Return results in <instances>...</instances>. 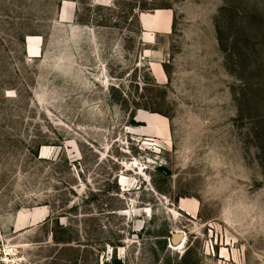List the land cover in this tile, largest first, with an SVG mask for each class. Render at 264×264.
Returning <instances> with one entry per match:
<instances>
[{
  "label": "rangeland",
  "instance_id": "rangeland-1",
  "mask_svg": "<svg viewBox=\"0 0 264 264\" xmlns=\"http://www.w3.org/2000/svg\"><path fill=\"white\" fill-rule=\"evenodd\" d=\"M260 134L264 0H0L3 264H264Z\"/></svg>",
  "mask_w": 264,
  "mask_h": 264
},
{
  "label": "trees",
  "instance_id": "trees-1",
  "mask_svg": "<svg viewBox=\"0 0 264 264\" xmlns=\"http://www.w3.org/2000/svg\"><path fill=\"white\" fill-rule=\"evenodd\" d=\"M220 44L222 45V47H223V42H221V40H220ZM238 46V43L237 42H235L234 43V48H236ZM241 50V49H240ZM239 49L237 50V51H240ZM241 54V56H244V53H240ZM259 134V133H258ZM261 135V134H260ZM262 137L264 136V134L263 135H261ZM80 204H78V206H79ZM78 206H76V204H75V202L73 203V207H72V209H75L76 207H78ZM78 216V215H77ZM80 216V215H79ZM82 219H84V218H86V215H82V217H81ZM81 222H82V220H80ZM75 242V241H74ZM77 245H80V243H77Z\"/></svg>",
  "mask_w": 264,
  "mask_h": 264
},
{
  "label": "water",
  "instance_id": "water-1",
  "mask_svg": "<svg viewBox=\"0 0 264 264\" xmlns=\"http://www.w3.org/2000/svg\"><path fill=\"white\" fill-rule=\"evenodd\" d=\"M141 22L143 23V20H141ZM181 239L179 236H176L172 239V244L174 245H178L180 243Z\"/></svg>",
  "mask_w": 264,
  "mask_h": 264
},
{
  "label": "bare ground",
  "instance_id": "bare-ground-1",
  "mask_svg": "<svg viewBox=\"0 0 264 264\" xmlns=\"http://www.w3.org/2000/svg\"><path fill=\"white\" fill-rule=\"evenodd\" d=\"M161 11H159L160 13ZM156 18V17H155ZM157 20V19H156ZM37 50V49H36ZM32 46L30 47L29 51H30V54L31 56H36L37 54V51H36ZM185 241V240H184Z\"/></svg>",
  "mask_w": 264,
  "mask_h": 264
},
{
  "label": "built area",
  "instance_id": "built-area-1",
  "mask_svg": "<svg viewBox=\"0 0 264 264\" xmlns=\"http://www.w3.org/2000/svg\"><path fill=\"white\" fill-rule=\"evenodd\" d=\"M3 263L4 261L2 260L1 255H0V264H3Z\"/></svg>",
  "mask_w": 264,
  "mask_h": 264
}]
</instances>
